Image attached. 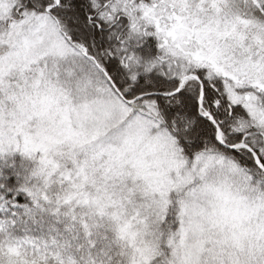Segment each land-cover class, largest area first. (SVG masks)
Wrapping results in <instances>:
<instances>
[{
    "label": "snow or ice",
    "instance_id": "obj_1",
    "mask_svg": "<svg viewBox=\"0 0 264 264\" xmlns=\"http://www.w3.org/2000/svg\"><path fill=\"white\" fill-rule=\"evenodd\" d=\"M0 264H264V0H0Z\"/></svg>",
    "mask_w": 264,
    "mask_h": 264
}]
</instances>
